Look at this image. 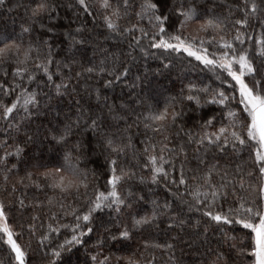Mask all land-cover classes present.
Here are the masks:
<instances>
[{"label": "snow or ice", "instance_id": "snow-or-ice-1", "mask_svg": "<svg viewBox=\"0 0 264 264\" xmlns=\"http://www.w3.org/2000/svg\"><path fill=\"white\" fill-rule=\"evenodd\" d=\"M0 264H264V0H0Z\"/></svg>", "mask_w": 264, "mask_h": 264}]
</instances>
